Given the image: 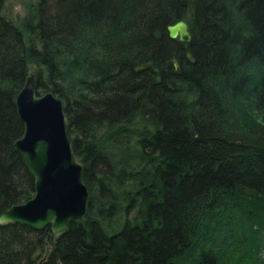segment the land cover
Returning <instances> with one entry per match:
<instances>
[{
    "label": "trees",
    "instance_id": "obj_1",
    "mask_svg": "<svg viewBox=\"0 0 264 264\" xmlns=\"http://www.w3.org/2000/svg\"><path fill=\"white\" fill-rule=\"evenodd\" d=\"M6 1L0 215L36 191L15 145L29 75L64 100L89 201L56 243L0 224V264H264V125H229L245 97L264 112V0H38L19 21Z\"/></svg>",
    "mask_w": 264,
    "mask_h": 264
},
{
    "label": "water",
    "instance_id": "obj_2",
    "mask_svg": "<svg viewBox=\"0 0 264 264\" xmlns=\"http://www.w3.org/2000/svg\"><path fill=\"white\" fill-rule=\"evenodd\" d=\"M167 31L171 39L183 43L192 40L189 24L184 20L168 25ZM145 67L142 65L137 71ZM17 108L25 132L15 145L35 177L36 192L28 201L3 212L0 224L20 222L36 230L51 225L56 238L68 231L70 221L84 215L89 196L83 165L72 148L65 103L52 91L38 95L35 78L29 75L17 96Z\"/></svg>",
    "mask_w": 264,
    "mask_h": 264
},
{
    "label": "rangeland",
    "instance_id": "obj_3",
    "mask_svg": "<svg viewBox=\"0 0 264 264\" xmlns=\"http://www.w3.org/2000/svg\"><path fill=\"white\" fill-rule=\"evenodd\" d=\"M37 1L38 0H7L6 5H5L4 14L11 17L15 21H19V19L24 17L29 11L30 7L33 4H35ZM232 18H235V17H232ZM233 22L234 21L232 20V23ZM237 22L240 24L241 27H243L240 21H237ZM243 24L245 25V23ZM245 99H246V103L244 104L245 112L238 111L239 114L233 111L230 112L231 122L229 123V125L233 129H239L238 127H241L242 125L250 123L248 120L249 114L252 116L255 122L264 125V112H259L254 109V106L252 105L253 104L252 98L247 99L245 97ZM253 124L254 123L251 122L249 125V128H251ZM213 235H215V233H213Z\"/></svg>",
    "mask_w": 264,
    "mask_h": 264
},
{
    "label": "bare ground",
    "instance_id": "obj_4",
    "mask_svg": "<svg viewBox=\"0 0 264 264\" xmlns=\"http://www.w3.org/2000/svg\"><path fill=\"white\" fill-rule=\"evenodd\" d=\"M182 20H184V21H186V22L188 23V20H186V19H182ZM142 65H146L145 69L148 67V64H142ZM142 65H140V66H142ZM140 66H139V67H140ZM145 69H144V70H145ZM142 71H143V70H142ZM18 114H19V112H18ZM19 116H20V114H19ZM66 120H67V117H66ZM67 122H68V120H67ZM70 131H71V130H70ZM71 134H72V133H71ZM72 148H73V135H72ZM35 192H36V191H35ZM87 199H88V200H87V207H88L89 196H88ZM86 212H87V210H86ZM86 212L84 213L83 216H81V217H79V218H75V219H73L72 221H70V223H69V225H68V231H69V228H70L71 223H73V222H75V221H78V220L82 219V218L85 216ZM10 223H11V222H10ZM4 224H8V223H4ZM11 224H21V225H24V224H22V223H20V222H14V223H11ZM26 226H28V225H26ZM46 227H50V230H51V225L46 226ZM35 230H36V229H35ZM43 230H44V229H43ZM37 231H42V230H37ZM68 231H67L65 234H67ZM65 234H63V235H65ZM63 235H58V237L56 236V238H55L54 235L52 234L54 242L56 243L57 240H58L60 237H62Z\"/></svg>",
    "mask_w": 264,
    "mask_h": 264
}]
</instances>
